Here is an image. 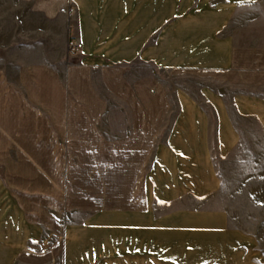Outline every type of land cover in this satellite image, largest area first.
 I'll return each mask as SVG.
<instances>
[{
	"label": "crops",
	"instance_id": "crops-1",
	"mask_svg": "<svg viewBox=\"0 0 264 264\" xmlns=\"http://www.w3.org/2000/svg\"><path fill=\"white\" fill-rule=\"evenodd\" d=\"M20 1L67 64L0 69V264H260L218 163L264 132V0Z\"/></svg>",
	"mask_w": 264,
	"mask_h": 264
},
{
	"label": "rangeland",
	"instance_id": "rangeland-1",
	"mask_svg": "<svg viewBox=\"0 0 264 264\" xmlns=\"http://www.w3.org/2000/svg\"><path fill=\"white\" fill-rule=\"evenodd\" d=\"M45 29L44 18L30 13L28 3L0 2V69L11 81L19 67L36 65L48 66L63 77L67 54L46 37ZM74 42L78 41L70 42V53L82 49L72 48ZM158 75L166 84H174L172 75ZM218 169L222 178L219 197L229 212L230 224L255 235L260 264H264V132L247 136L232 156L218 163Z\"/></svg>",
	"mask_w": 264,
	"mask_h": 264
},
{
	"label": "built area",
	"instance_id": "built-area-1",
	"mask_svg": "<svg viewBox=\"0 0 264 264\" xmlns=\"http://www.w3.org/2000/svg\"><path fill=\"white\" fill-rule=\"evenodd\" d=\"M71 47L76 50H80L82 48V44L78 42H74Z\"/></svg>",
	"mask_w": 264,
	"mask_h": 264
}]
</instances>
